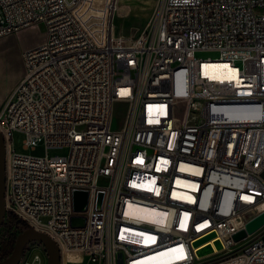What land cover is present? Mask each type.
<instances>
[{"label": "built area", "instance_id": "built-area-1", "mask_svg": "<svg viewBox=\"0 0 264 264\" xmlns=\"http://www.w3.org/2000/svg\"><path fill=\"white\" fill-rule=\"evenodd\" d=\"M115 7L0 0V36L43 25L0 103L6 210L47 232L61 264L70 251L84 264H264V222L235 237L264 210V0H154L126 33ZM13 129L44 154L12 147ZM33 248L17 264H46Z\"/></svg>", "mask_w": 264, "mask_h": 264}, {"label": "rangeland", "instance_id": "rangeland-1", "mask_svg": "<svg viewBox=\"0 0 264 264\" xmlns=\"http://www.w3.org/2000/svg\"><path fill=\"white\" fill-rule=\"evenodd\" d=\"M99 1V0H98ZM154 0H116V7L113 11V26L114 30L126 33L130 26L140 25L148 14L149 7L152 5ZM39 29H43L42 23H37ZM5 47L0 46V72L5 73L6 77L10 74L7 73V66L10 62L8 50H3ZM202 55L216 56L217 52L214 50L202 51ZM112 127H117L122 123V118L125 113V102L122 100H114L112 103ZM11 146L17 151L32 153V154H44L45 146L43 143H37L33 148L23 147V132L17 129H13L10 134ZM67 151L66 146H49L46 148L48 154L53 153H65ZM103 178L99 177L98 182H102ZM44 218V216H42ZM249 237H247L248 239ZM246 240V239H244ZM40 243V241H31L28 243L27 248L24 250V255L28 256L35 249L33 245ZM75 258V254H68L66 256L67 264H71Z\"/></svg>", "mask_w": 264, "mask_h": 264}, {"label": "water", "instance_id": "water-1", "mask_svg": "<svg viewBox=\"0 0 264 264\" xmlns=\"http://www.w3.org/2000/svg\"><path fill=\"white\" fill-rule=\"evenodd\" d=\"M5 142L0 132V222L3 219L5 208ZM81 197L85 195V191H79ZM78 200H75V204ZM264 222V210L257 213L244 223V228L235 233V237L245 235L252 232ZM31 241H40L46 253V264H61L60 253L55 240L45 231L40 230L32 225H28L19 230L14 238L12 249L10 252L0 258V264H17L24 253V246H27ZM209 244L203 245L197 249L198 253L210 250Z\"/></svg>", "mask_w": 264, "mask_h": 264}, {"label": "crops", "instance_id": "crops-1", "mask_svg": "<svg viewBox=\"0 0 264 264\" xmlns=\"http://www.w3.org/2000/svg\"><path fill=\"white\" fill-rule=\"evenodd\" d=\"M42 36V30L38 28L37 23L23 26L15 31L7 32L0 36V46H4L3 50L10 53V62L5 73L0 72V103L6 94L12 89L16 82L21 78L24 72L23 48L34 44ZM75 254V258L71 264H84L86 255L81 252L70 251L66 254ZM63 264H67L66 257Z\"/></svg>", "mask_w": 264, "mask_h": 264}, {"label": "trees", "instance_id": "trees-1", "mask_svg": "<svg viewBox=\"0 0 264 264\" xmlns=\"http://www.w3.org/2000/svg\"><path fill=\"white\" fill-rule=\"evenodd\" d=\"M28 225L25 219L9 210L5 211L0 222V258L6 256L12 249L16 233ZM25 248L27 246H24V250Z\"/></svg>", "mask_w": 264, "mask_h": 264}, {"label": "bare ground", "instance_id": "bare-ground-1", "mask_svg": "<svg viewBox=\"0 0 264 264\" xmlns=\"http://www.w3.org/2000/svg\"><path fill=\"white\" fill-rule=\"evenodd\" d=\"M31 25V24H30Z\"/></svg>", "mask_w": 264, "mask_h": 264}]
</instances>
